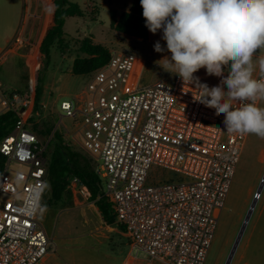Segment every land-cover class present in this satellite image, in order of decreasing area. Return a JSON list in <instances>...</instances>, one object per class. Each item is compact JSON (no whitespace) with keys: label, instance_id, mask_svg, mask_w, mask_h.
<instances>
[{"label":"built area","instance_id":"built-area-1","mask_svg":"<svg viewBox=\"0 0 264 264\" xmlns=\"http://www.w3.org/2000/svg\"><path fill=\"white\" fill-rule=\"evenodd\" d=\"M24 44L18 36L8 50ZM136 62L132 52L111 51L86 90L61 103V116L76 125L71 138L96 162L103 195L132 248L161 264H206L249 135L227 132L224 114L199 101L197 82L176 76L131 86ZM256 78H264L260 70ZM33 99V88L6 92L0 85V116L15 117L0 142V264H40L51 247L38 213L52 138L42 140L29 121L44 107ZM155 168L175 177L149 182Z\"/></svg>","mask_w":264,"mask_h":264},{"label":"rangeland","instance_id":"rangeland-1","mask_svg":"<svg viewBox=\"0 0 264 264\" xmlns=\"http://www.w3.org/2000/svg\"><path fill=\"white\" fill-rule=\"evenodd\" d=\"M71 1L86 10L84 17L69 18L65 22L64 30L68 36L63 40L64 53L56 44L51 48L49 60L41 54V51L36 54L32 51H28L26 54L19 51L9 53L3 56L0 62V84L2 90L6 92H25L39 85L43 91L40 103L44 107L37 108L40 115L37 117L34 114V117H31L33 120L31 123L41 135V139H53L54 134L59 133L72 148L85 153L81 146L71 138L77 129L76 125L72 120L63 118L60 109L63 101L73 100L81 95L86 90L90 79L88 75L76 76L72 74L75 58L77 56L85 57L80 52L82 40L92 37L95 43L106 46L110 51L134 53L137 56V62L130 82L131 86L138 82L144 86L157 80L172 82L178 75L166 71L161 66L165 63L162 61L165 57L169 59L171 57L164 39L152 37L148 41H142L118 34L111 29V12L117 10L121 13L126 9L129 10L135 0ZM90 4L99 10L97 17H95L96 12L92 9L89 10ZM157 42L160 43L164 51H155L154 46ZM260 55L262 53L258 51L254 56V61ZM258 70L257 63L253 74L255 78ZM229 71L230 65L225 66L224 74L226 76ZM193 75L209 88L220 85L213 79L214 75L207 74L205 68H201ZM224 90L227 91L226 88ZM259 106L264 107V101H260ZM77 138L79 142H82L81 136ZM263 152L264 139L256 135H249L242 151L241 161L226 207L219 217L215 240L206 264H226L250 206L261 187L260 198L257 200L231 264H264ZM13 169L21 170L22 168L13 167ZM159 176L175 177L169 171L155 168L150 174L149 182L155 181V178ZM8 177L11 179L12 174ZM48 197L50 196L45 195L43 201ZM4 199V196H0V201ZM63 205L64 202L59 206ZM72 215V221L69 224L57 227L54 223L51 227L55 239L51 243V248L54 252L58 251L61 258L52 257L49 264H122L126 252L124 247L131 246L128 239L121 235H110V233L98 231L99 222L93 215L89 214V223L79 222L82 219L80 213L73 212ZM56 246L59 247L58 250Z\"/></svg>","mask_w":264,"mask_h":264},{"label":"clouds","instance_id":"clouds-1","mask_svg":"<svg viewBox=\"0 0 264 264\" xmlns=\"http://www.w3.org/2000/svg\"><path fill=\"white\" fill-rule=\"evenodd\" d=\"M140 4L149 31L163 29L171 57H165L161 66L185 84L197 82L203 93L199 101L214 108L217 116L224 114L228 133L264 139V107L259 106L264 101V78L253 75L257 63L264 75V0H140ZM45 10L52 13L54 8ZM154 47L164 51L159 42ZM258 51L262 55L254 61ZM201 68L210 76H223L221 84L212 88L199 84L193 74Z\"/></svg>","mask_w":264,"mask_h":264},{"label":"trees","instance_id":"trees-1","mask_svg":"<svg viewBox=\"0 0 264 264\" xmlns=\"http://www.w3.org/2000/svg\"><path fill=\"white\" fill-rule=\"evenodd\" d=\"M54 26L49 31L41 45V54L49 60L51 48L56 44L64 53L63 40L68 35L65 33V22L68 18L84 17L85 11L76 3L70 0H55ZM143 9L140 0H135L128 11L118 15L117 11L111 12V29L118 34L132 37L142 41L150 38L163 39V29L155 34L146 27L145 18L142 15ZM80 52L85 57L77 56L74 60L72 74L76 76H89L96 70L105 66L110 58L111 51L102 44L95 43L92 37H86L80 45ZM224 76H226L224 74ZM218 84H221L223 76H213ZM200 81V80H199ZM202 82V81H201ZM227 89V86L224 85ZM34 105L38 106L43 91L40 86L33 88ZM29 121H33L30 119ZM15 117L11 112L0 116V142L7 136L14 125ZM5 157L0 153V182L3 178L5 168ZM96 162L86 153L72 148L65 142L64 137L55 133L49 145L47 181L45 186L44 199L48 205H57L65 196H72L70 187L74 179H78L85 186L90 194V199L95 201L102 218L107 225L116 222V215L111 204L103 195L102 180L97 173ZM44 198V197H43ZM43 202V201H42Z\"/></svg>","mask_w":264,"mask_h":264},{"label":"crops","instance_id":"crops-1","mask_svg":"<svg viewBox=\"0 0 264 264\" xmlns=\"http://www.w3.org/2000/svg\"><path fill=\"white\" fill-rule=\"evenodd\" d=\"M54 2L55 0H0V62L3 56L15 51L24 52L25 54L28 51H32L34 54L40 51L43 40L54 26ZM48 6L54 8L52 13L46 12L45 9ZM89 6V10L92 9V11L96 12L95 17H97L99 10L93 4ZM85 10L83 9V11ZM126 11L128 10L126 9ZM123 12L125 11L121 13ZM117 13L118 15L121 14L119 11ZM18 36L24 38L25 44L22 48L10 52L8 48ZM137 85L143 86L141 82H138ZM70 191L72 196L63 197L57 205L50 206L45 201L41 204L38 221L48 234L51 243L55 240L51 232L52 225L55 223V226L58 227L62 226V224L63 226L69 224L72 221L71 216H73V212L80 213L82 219L80 217L81 220L79 222L81 223H89L88 216L89 214L93 215L99 222L98 231L106 232V234L110 233V235H121L128 239L122 227L116 222L113 225H107L104 222L98 206L95 201L90 199V194L85 186L72 183ZM62 202H64V205L59 206ZM58 241L60 242V239ZM56 249L58 250L59 247L56 246ZM124 249L126 252L122 259V264H161L158 261L150 259L144 252H136L132 246L127 245ZM52 257L61 258L58 251L54 252L50 247L49 253L40 264H49V260Z\"/></svg>","mask_w":264,"mask_h":264},{"label":"water","instance_id":"water-1","mask_svg":"<svg viewBox=\"0 0 264 264\" xmlns=\"http://www.w3.org/2000/svg\"><path fill=\"white\" fill-rule=\"evenodd\" d=\"M263 184H264V182H262V185H263ZM261 191H262V187L258 190V192H257V194H256V196H255V200H254V202L252 203V205L250 206L249 212H248V214H247V216H246V219H245V221H244V223H243V226H242V228H241V230H240V233H239V235H238V238H237V240H236V242H235V244H234V246H233V248H232V251H231V253H230V256H229V258H228L226 264H231V262H232V260H233V257H234V255H235V252H236V250H237V247H238V245H239V242H240V240H241V238H242V236H243V233H244V231H245V229H246V227H247V224H248V222H249V220H250V218H251V215H252V213H253V211H254V209H255V206H256V203H257L258 197L261 195Z\"/></svg>","mask_w":264,"mask_h":264},{"label":"bare ground","instance_id":"bare-ground-1","mask_svg":"<svg viewBox=\"0 0 264 264\" xmlns=\"http://www.w3.org/2000/svg\"><path fill=\"white\" fill-rule=\"evenodd\" d=\"M263 156H264V152H263Z\"/></svg>","mask_w":264,"mask_h":264}]
</instances>
